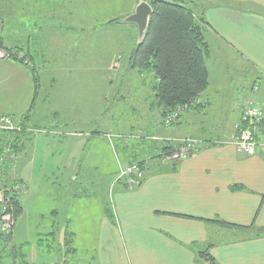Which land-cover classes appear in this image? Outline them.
<instances>
[{"label":"crops","instance_id":"0c3cea01","mask_svg":"<svg viewBox=\"0 0 264 264\" xmlns=\"http://www.w3.org/2000/svg\"><path fill=\"white\" fill-rule=\"evenodd\" d=\"M57 1L60 0H0V20L4 22L2 28H7L5 19L16 20L14 28L18 30V35L14 38L12 31L0 32L1 41L5 46L17 47L23 53H28L39 74L38 96L29 119L24 122L32 130L26 131L27 134H16V138L19 134L20 138L17 142L14 174L25 188V195H22L24 198L21 197L24 210L20 218L25 215L26 204L31 196L29 181L18 172L24 169L18 158L20 159L25 145L34 140H43L46 153L42 156L46 159V171H70L67 178L69 180V177L75 175L72 181L77 179L78 171H100L106 167L103 157L105 145L118 158L110 180L113 195L109 202H98L97 216L92 219L94 228L85 231L86 233L80 232L81 239L85 241L81 246L93 251L91 259L95 264H206L197 257L198 251L209 245L210 254L219 264H264V126H260V132L256 136L257 147L253 155H241L231 139L234 126L248 101L253 100L257 106L264 108L259 105L264 102L259 82H264V0H185L191 8L194 7L196 15L204 17L208 23L205 36L211 48V55L207 60L210 85L200 96L201 105L186 109L179 121L171 126L163 124L161 109L157 105L161 118H154V137L151 139H159L162 144H155V152L161 154L165 145L174 144L176 147L180 140L189 137L199 138L204 143L192 156L175 164L160 159L144 160L135 155L127 156L131 152L127 148L124 150L127 155L119 158L112 143L97 136L96 129L83 132L76 128L79 118L70 113L76 109L80 112L85 110L82 105L85 101L86 83L78 81L87 80V74H81L79 62L78 68L68 66L66 73L61 72L62 67H59L58 71L45 76V65L56 63V55L50 50L48 54H41L40 66L36 56V49H50L52 44L61 47L64 42L54 40L55 38L61 37L64 40L63 33L70 29H81V19L76 17L85 15L82 12L86 8L85 4L81 8V0H63L60 4ZM136 4H132L133 10L128 15L134 12ZM67 16H74L77 22H66L64 30L61 29L63 32L60 30L55 35L49 27L44 31L43 37H37L36 31L29 25L37 26V21H44V26H50L47 24L49 17L62 20V17ZM116 18L117 16H113L110 21ZM133 27H129L130 30ZM40 40L45 42L43 46ZM80 41L77 39L73 44ZM215 49L228 56L225 61L229 65L227 69H230L232 61L233 64L244 67L247 65L253 73L258 74L259 81L253 83L252 90L256 85L258 89H254L248 97H242L241 86L235 81V89H230L231 86L228 85L231 83L224 81V77H227L226 68H221L219 60L212 61L213 70L209 65L208 61L214 56ZM62 60L60 59L61 62ZM65 61L64 59L63 62ZM43 80H48V87L55 94L50 92L42 95ZM33 84L32 101L35 94L34 79ZM76 94L82 102L70 99L71 95ZM58 96L61 99L57 102L49 100ZM40 97H44L41 99L43 105L51 107V110H47L51 115L46 116L48 121L44 126L38 127L36 123L39 120L37 108ZM98 99V108L102 109L101 92ZM32 101L22 115L31 108ZM90 101L92 102V98ZM94 105L97 106L96 103ZM61 112L68 114L66 118L54 119L59 118ZM17 122L22 123L21 118ZM136 159L143 161L145 176L141 185L130 189L124 181L114 182L120 162ZM75 204L79 209L80 203ZM52 207L49 215L58 219L63 217L65 224H62V232L75 241L77 234L69 227L70 217L66 215L64 203ZM106 208L111 210L112 217L108 215ZM45 215L41 214V217ZM216 219L236 226H223L209 221ZM54 223L60 225L59 221ZM60 228L55 226L51 235L59 238ZM32 237L35 236L31 235ZM21 239L23 238H19L17 234L12 238L16 242L13 244L16 258L14 262L38 264L39 252L32 242L28 249L16 247L17 244L26 243L21 242ZM5 245V241H0V249L7 255L6 252L10 249H3ZM60 245L58 250L51 249L50 253L43 254L51 256L54 253L56 258L63 254L54 264H70L69 248L64 244ZM75 249L79 253L76 246ZM52 261L54 258L44 259L43 264Z\"/></svg>","mask_w":264,"mask_h":264},{"label":"rangeland","instance_id":"374dc122","mask_svg":"<svg viewBox=\"0 0 264 264\" xmlns=\"http://www.w3.org/2000/svg\"><path fill=\"white\" fill-rule=\"evenodd\" d=\"M137 1L81 0L79 3L81 8H83V3L86 7L82 9L85 15L76 17L81 19L79 23L81 29H70L63 33L64 40L61 37L55 38L54 40L64 42L61 47L52 44L50 49H36V56L39 58L36 59L39 61L38 65L40 66L41 54H48L50 50L56 55V63L45 65V73L43 72L45 76L52 71H58L59 67H62L61 72L66 73L68 66L74 65V67L78 68L80 62L81 74H87V80L78 81L86 83L85 101L82 105L85 110L80 112L76 109L70 113L71 116L79 118V124L76 127L80 129L79 131L87 132L96 129L97 136H100L103 141L112 143L114 146L113 150L118 154L119 158H121V155H127L126 151H124L127 148V150L130 149L131 151L127 156L132 157L135 155L144 160L153 158L161 161L158 156L159 152H155L154 147L156 143L162 144V141L151 139V137H154L152 136L154 133V129H152L154 118L156 116L158 119L161 118L158 113L154 91L151 89L152 84L155 82L154 74L149 72L141 73L131 66L130 55L138 45V30L135 24L120 22V20L128 16V12L133 10L132 4H136ZM57 2L60 4L63 3V0ZM186 2L189 4L188 1ZM188 6L191 7L190 5ZM113 16H117L116 19L121 18L118 24H111L113 20L110 21V19ZM65 18L62 17V20H59L58 17H54V19L49 17L47 24L50 26H44V21H37V26L29 25L33 31H36L35 35L37 37H43L44 31L49 27L52 29L51 33L55 35V33H60L61 29L64 30L63 26L66 25V22H77L74 16ZM5 24L7 28H0V32L12 31L13 38L18 35V30L14 28V25L17 24L16 20L9 21L5 19ZM107 25L112 26L108 27ZM129 27H133V30H130L131 28ZM62 30L61 32H63ZM77 39L81 40L80 43L73 44V41ZM40 43L42 46L45 44L42 40H40ZM20 51L22 53L23 50ZM213 55L211 60L208 61L211 69H214L212 61L219 60L221 68H226L227 72L225 74L227 77H224V81L231 83V85H228L231 86L230 89H235L233 84L235 81L241 86L242 97L243 95L247 97L251 95L253 83L259 81L258 74L253 73L247 65L244 67L241 64H233L234 62L232 61L230 69H227L229 65L225 61L228 56L219 53L216 49ZM60 59H65L66 61L63 62L62 60L61 62ZM140 74L143 75L140 76ZM32 78L31 72L14 58L8 56L0 59V115L10 116L15 121L20 120L23 110L29 106L33 98L34 84ZM47 81L43 80L42 95L50 92L55 94L48 87ZM259 82L262 88L261 94L264 98V82ZM100 92L102 109L98 108L100 107L98 99ZM43 98L40 97V103L37 108L39 120L36 124L38 127L44 126L43 124L48 121L46 116L49 117L51 115L47 111L48 109L51 110V107H48L47 104H42L41 99ZM91 98L92 102L90 101ZM60 99L61 96H58L49 100L57 102ZM70 99L82 102V100H79L78 94L71 95ZM259 105L264 106V102L259 103ZM186 109H182L180 117L184 115ZM71 110H73L72 107ZM67 115L65 112H61L59 118H53L61 120L63 117L66 118ZM38 136L43 135L38 134ZM42 141L41 139L34 140L31 144L25 145L20 159L18 158L24 167L23 171L18 172L25 180L29 181V193L31 192V196L26 204L28 206L25 209V215L15 225L12 224V231L10 230L13 237L14 234H17L19 238H23L21 242H26L28 246H25L26 243H24V245L17 244L16 247L28 249L33 243L34 248L39 252L38 264H43L44 259L52 260L54 258V261L48 264H54L58 259H61L63 254L57 258L54 253L51 256L45 254H48L51 249L58 250L61 246L60 244L66 245V242H68V235L62 232L65 224L63 223L64 218L58 219L49 215L53 205L63 202L66 208V215L70 217L69 227L77 234V239L66 246V248H70V264H95L91 259L93 251L81 246L85 242L81 239V233H86L85 231H90V229L94 228L92 219L93 216H97L98 202H109L112 198L114 189L110 182L113 176L111 173L115 169V160L118 158L113 156L109 148L104 145L103 157L105 158L106 167L100 171H78L77 179L72 181L75 175L69 177L71 178L69 180L67 178L70 176V171H46V166L44 165L46 164V159L42 156L46 153V145ZM5 144L6 141L0 140V148L5 146ZM50 161L53 162V160ZM124 162H120L117 176L130 164V161ZM0 176L4 178L3 174H0ZM12 179H15V174L10 172L9 176L4 178L6 181H3V179L0 181V189L3 186V182H10ZM124 179H116L114 182L125 181ZM76 194L80 195L76 198L74 197ZM2 195L0 193V198L3 197ZM22 195L24 196L25 193L20 195V199L21 197L24 198ZM75 202L80 203L79 209ZM41 214L46 215L41 217ZM57 221L60 222V225L59 223H54ZM55 226L61 227L58 233L59 238L50 234ZM31 235L35 237L31 238ZM86 235L88 236V234ZM18 242H20V239ZM13 244H16L15 240L9 243V246L6 244V247H15ZM74 245L79 249V253L72 250L75 249Z\"/></svg>","mask_w":264,"mask_h":264},{"label":"trees","instance_id":"16d2710c","mask_svg":"<svg viewBox=\"0 0 264 264\" xmlns=\"http://www.w3.org/2000/svg\"><path fill=\"white\" fill-rule=\"evenodd\" d=\"M146 1L152 6L153 14L150 17L144 41L138 44L130 55V64L141 73L149 72L154 74L155 82L152 84V90L154 91L157 105L161 109V116L164 122L166 115L179 107L185 106L190 109L195 105L197 107L201 105L200 96L210 84L207 60L211 55V48L205 36L206 24L208 23L204 17L199 18L185 0ZM120 19H114L112 23H119ZM0 47H3L10 57L19 61L31 72L35 83V94L31 108L21 117L24 124L23 126L21 123L23 130L16 133L3 134V137L11 138L12 151L17 154L19 144L17 142L20 134L17 136L18 138H16V134H27L26 131L32 130L28 129L25 123L30 117L31 109L38 96L39 74L28 53H21L17 47L5 46L1 39ZM26 60H29L31 65L26 64ZM174 148V144L173 146L165 145L162 148V153L158 155L159 158L162 159L163 156L169 155ZM132 163H137L144 171L143 161L136 159L131 160L130 164ZM175 163L177 162H173V164ZM10 172L9 165L0 169V174H3L4 178L9 176ZM4 178L0 176V181L2 179L6 181ZM17 184L24 186L16 178L10 182H3V186L0 189V193L3 194V197L0 198V222L4 214L11 213L15 225L23 213L24 207L20 199L23 191L15 189ZM126 187L130 188L127 183ZM106 211L112 217L111 210L106 208ZM209 221L223 226H236L217 219ZM52 232L51 230L50 234ZM9 233L10 231L6 233L0 229V241H5L8 246L13 241V235L12 233L9 235ZM72 241V238H68V242L64 245L67 246ZM7 247L5 245L2 248L6 249ZM210 248L211 246L209 245L205 249L198 251V260L206 264H219L210 254ZM7 249H10L6 252L7 255L0 249V264H19L14 262L16 259L14 255L15 247ZM3 258H6L5 261H3Z\"/></svg>","mask_w":264,"mask_h":264},{"label":"built area","instance_id":"2783aa9c","mask_svg":"<svg viewBox=\"0 0 264 264\" xmlns=\"http://www.w3.org/2000/svg\"><path fill=\"white\" fill-rule=\"evenodd\" d=\"M2 27L3 22L0 20V28ZM8 56V52L3 47H0V59ZM25 63L31 65L29 60H26ZM254 89L257 90L258 86L256 85ZM184 108L186 109L185 106L179 107L167 114L163 123L167 126L177 123L180 118V112ZM260 126H264V108L257 106L253 100H250L244 106L239 121L234 126V133L231 135L232 142L236 145L241 155L250 156L256 152V136L260 132ZM22 130L21 123H18L12 117L7 115L0 116V140L3 142L6 141L5 146L0 148V167L9 165L10 171L13 172V174L16 153L12 151L11 138L3 137V134L10 132L16 133ZM203 145L204 143L199 138L189 137L182 139L169 155L162 157L161 161L173 163L189 158L200 150ZM144 176L143 169L137 163H132L127 165L126 169L120 172L117 176V180L125 178L124 180L127 185L133 189L141 185ZM15 189L22 192L25 188L17 184ZM12 224H14L12 214H4L0 222L1 231L8 233Z\"/></svg>","mask_w":264,"mask_h":264},{"label":"water","instance_id":"95a60500","mask_svg":"<svg viewBox=\"0 0 264 264\" xmlns=\"http://www.w3.org/2000/svg\"><path fill=\"white\" fill-rule=\"evenodd\" d=\"M153 14V8L146 0H140L133 13L120 20L122 23H132L138 27V41L140 44L144 41L148 29L150 17Z\"/></svg>","mask_w":264,"mask_h":264}]
</instances>
